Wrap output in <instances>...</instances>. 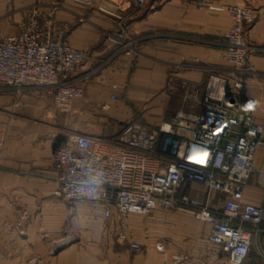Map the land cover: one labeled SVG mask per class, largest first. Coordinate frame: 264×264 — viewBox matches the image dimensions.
<instances>
[{"label":"crops","instance_id":"0c3cea01","mask_svg":"<svg viewBox=\"0 0 264 264\" xmlns=\"http://www.w3.org/2000/svg\"><path fill=\"white\" fill-rule=\"evenodd\" d=\"M36 1L0 0L3 33L19 34L23 12ZM60 1L58 17L69 25V42L91 54L74 74L77 80L111 57L119 38L135 44L113 56L89 79L79 80L81 94L68 112L59 110L45 89L18 91L0 83V129L6 134L0 156V263L27 264V239L16 233L43 230L25 220L29 212H37L51 220L71 214L86 232L81 241L43 264H174L175 254L188 256L184 264H226L208 240L210 226L192 214L158 210L140 223L115 213L106 228L101 205L76 203L63 208L51 196L59 176L53 154L66 143L67 129L116 140L127 122L167 127L177 115L190 120L199 112L192 106L205 90L210 69L231 76L232 67L224 58L232 25L229 14L183 0H145L141 8L135 0ZM214 1L256 8L259 16L250 25L249 40L264 46V0ZM194 59L199 62L194 64ZM183 63L190 65L180 68ZM252 63V70L243 76L241 95L252 101L254 115L263 120L264 52L255 53ZM255 165L257 171L244 190V205H264V187L258 182L259 172L264 171V145ZM42 203L46 206L36 210ZM121 229L143 250L133 251L113 239ZM159 242L165 243L164 252L157 250ZM13 244L19 254H13ZM250 262L255 259L250 257Z\"/></svg>","mask_w":264,"mask_h":264},{"label":"built area","instance_id":"2783aa9c","mask_svg":"<svg viewBox=\"0 0 264 264\" xmlns=\"http://www.w3.org/2000/svg\"><path fill=\"white\" fill-rule=\"evenodd\" d=\"M183 1L229 14L232 25L224 58L232 67L231 76L210 69L205 90L192 106L199 112L190 120L177 115L167 127L133 120L116 140L70 131L53 154L59 172L55 195L69 204L101 205L106 228L115 213L126 219L158 210L187 211L210 226L208 240L226 264H247L253 248L264 259V205L242 202L264 145V119H257L252 101L241 95L253 55L264 52L263 45L249 40L259 11L214 0ZM135 2L139 8L145 5V0ZM61 7L60 0H38L23 12L19 34L6 35L0 29V83L18 91L45 89L59 110L68 112L81 94L79 80L89 79L135 41L119 38L113 55L77 80L74 74L91 54L69 42V25L58 17ZM5 141L0 129V156ZM258 182L264 187V171ZM117 241L133 251L143 249L125 229L117 233ZM156 248L164 252L165 243ZM187 259L186 254L172 256L174 264Z\"/></svg>","mask_w":264,"mask_h":264},{"label":"rangeland","instance_id":"374dc122","mask_svg":"<svg viewBox=\"0 0 264 264\" xmlns=\"http://www.w3.org/2000/svg\"><path fill=\"white\" fill-rule=\"evenodd\" d=\"M186 64L187 63H183L179 67L185 68L187 67ZM174 82L175 79L172 78V82H171L172 85L174 84ZM30 89H40V88H30ZM62 118L65 117L61 116V119ZM69 132L70 130L67 129L66 134L68 135ZM51 200L59 202L63 208L64 207L72 208L74 207L73 205H75V204L66 203L61 198L57 197L55 195V192L51 196ZM44 204H45V200H44ZM44 204L42 203V205L41 204L38 205V209H36L34 206V209L40 210V208L46 206V205L44 206ZM27 206L29 208H32L30 201H28ZM16 209L18 210L19 208L16 207ZM178 211L189 213L183 210H178ZM130 217H135L137 222L140 223L147 220L145 216L140 214H130ZM25 220L28 222V224L36 223L39 225V227H42L43 229L34 232L16 233L18 237L21 236L22 238L27 239V245H28V256L26 257L27 264H43L47 261L52 260L54 256L58 255L65 248L72 246L73 244H76L78 241H81L82 235L86 233L83 231V225L81 221L75 220L71 214L64 216L63 218L59 216V218H57L56 220H51L48 217L38 216L37 212L35 215H31L29 212ZM44 229H47L48 231ZM114 233H116V231ZM0 235H2V233H0ZM112 238L117 240V235L114 234ZM263 248H264V244H263ZM12 250L15 251L13 252V254H17V253L19 254V247H14V244ZM251 258H254L255 262L253 263L250 262L247 264H264V259L260 258L256 248L252 249Z\"/></svg>","mask_w":264,"mask_h":264},{"label":"trees","instance_id":"16d2710c","mask_svg":"<svg viewBox=\"0 0 264 264\" xmlns=\"http://www.w3.org/2000/svg\"><path fill=\"white\" fill-rule=\"evenodd\" d=\"M262 241H263V244H264V232H263V234H262Z\"/></svg>","mask_w":264,"mask_h":264}]
</instances>
